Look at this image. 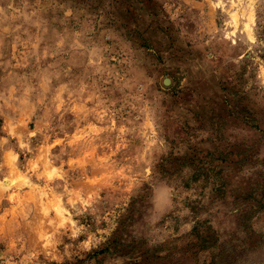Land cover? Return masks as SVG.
<instances>
[{"label":"rangeland","instance_id":"obj_1","mask_svg":"<svg viewBox=\"0 0 264 264\" xmlns=\"http://www.w3.org/2000/svg\"><path fill=\"white\" fill-rule=\"evenodd\" d=\"M0 264H264V0H0Z\"/></svg>","mask_w":264,"mask_h":264}]
</instances>
